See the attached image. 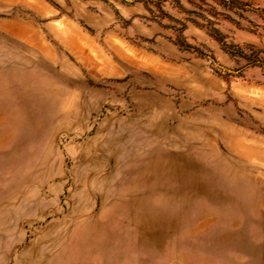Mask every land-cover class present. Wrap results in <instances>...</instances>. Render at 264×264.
<instances>
[{"label":"rangeland","instance_id":"1","mask_svg":"<svg viewBox=\"0 0 264 264\" xmlns=\"http://www.w3.org/2000/svg\"><path fill=\"white\" fill-rule=\"evenodd\" d=\"M0 264H264V0H0Z\"/></svg>","mask_w":264,"mask_h":264},{"label":"crops","instance_id":"2","mask_svg":"<svg viewBox=\"0 0 264 264\" xmlns=\"http://www.w3.org/2000/svg\"><path fill=\"white\" fill-rule=\"evenodd\" d=\"M151 150H148L146 152V155L142 161L141 166L135 167V168H131L130 172L135 174V177H132L131 181L129 182V184L134 185V184H145L147 180H149L150 178L154 177L155 174V166L152 164V162H150L149 159V154H150ZM129 174V172L127 173ZM145 182V183H143ZM144 185H139L138 188L135 191H139L144 189L143 188ZM112 196V195H110ZM118 197V196H117Z\"/></svg>","mask_w":264,"mask_h":264}]
</instances>
